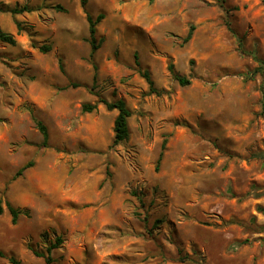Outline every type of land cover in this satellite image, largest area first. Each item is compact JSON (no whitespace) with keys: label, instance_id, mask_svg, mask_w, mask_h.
I'll list each match as a JSON object with an SVG mask.
<instances>
[{"label":"rangeland","instance_id":"rangeland-1","mask_svg":"<svg viewBox=\"0 0 264 264\" xmlns=\"http://www.w3.org/2000/svg\"><path fill=\"white\" fill-rule=\"evenodd\" d=\"M0 29V264L58 237L53 264H264V0H0ZM99 96L125 99L127 141Z\"/></svg>","mask_w":264,"mask_h":264},{"label":"trees","instance_id":"trees-1","mask_svg":"<svg viewBox=\"0 0 264 264\" xmlns=\"http://www.w3.org/2000/svg\"><path fill=\"white\" fill-rule=\"evenodd\" d=\"M87 2H88V0H80L81 6L84 9L87 5ZM56 7L59 9L62 8L60 5H58ZM8 11H10V13H12L13 15H17V14H21L23 12H29L30 9L28 6H23L22 8H18V7L9 8ZM104 18H105V14L103 12H100L96 16H93L88 11H86V19H87V22L89 25V43L91 46V57L92 58L94 57L95 53L100 49V47L102 46V44L104 42V37H100V38L97 37V33H98L97 26L101 23V21ZM17 28H18L19 32L22 30L20 23H17ZM193 29H194V27L192 26L191 29L189 30L187 36L184 38L185 42H187L191 39L192 34H193ZM0 41L7 43V44H11V45L16 44L15 36L11 33L3 31L2 29H0ZM33 46H36L35 42H33ZM40 49L43 52L48 51V47H46V46H42V47H40ZM135 63L138 66L140 65V63L138 61L137 54H135ZM259 63H260V65L255 69L254 74L259 72L260 70H264V61L261 60V61H259ZM93 67H94V78L93 79H94V82L96 83L97 79H98V66L96 64H93ZM169 70L172 73V75L174 76V78L177 79L182 86H187L191 83V81L188 78H186L184 76H180L177 73H175L173 65L169 66ZM140 72H141L142 77L149 84L151 92H157V90L155 88L154 81L152 80L150 71L148 69H143V70L140 69ZM98 101L100 103L104 104L109 111L116 110L118 112L117 116L114 120V125H113L114 138H113L112 145L115 146V145H118V144H121V143L127 141L129 139V135H130L129 118L132 116V111L128 107L125 99L119 98V99L114 100V101H109L108 99L99 96ZM96 107H97L96 103H94V104L85 103L82 105V111L83 112H92L96 109ZM34 120L36 122L38 129L42 133V136L44 139L43 144L46 145L48 142V137H49L47 126L41 120H38L37 118H34ZM165 147H166V140H164V142L162 144V151H161L159 158L157 160V167L159 166L160 161L163 157ZM31 165H32L31 163L24 165L17 172L16 175H20L23 171H25ZM7 208L10 212L13 223H17L20 215L26 214V212H27L25 210L14 207L10 203H7ZM258 211L264 214V208L259 207ZM3 212H4V205H3L2 200L0 199V215H2ZM62 243H63V238L58 237L55 240V242L51 243L47 247V250L45 253L37 252V251H34V253H35V255H37L39 257H43L46 264H53L55 260L52 256V251L54 249L58 248ZM178 252H179V254L182 253V249L180 248V246H178ZM1 255H2V253H1ZM9 259H10L12 264H21V261L16 259L14 256H10Z\"/></svg>","mask_w":264,"mask_h":264}]
</instances>
